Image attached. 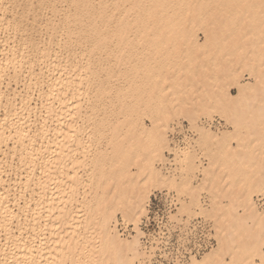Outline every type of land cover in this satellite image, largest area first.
Listing matches in <instances>:
<instances>
[{
  "label": "rangeland",
  "instance_id": "rangeland-1",
  "mask_svg": "<svg viewBox=\"0 0 264 264\" xmlns=\"http://www.w3.org/2000/svg\"><path fill=\"white\" fill-rule=\"evenodd\" d=\"M244 1L248 3L240 9L233 6ZM258 1L152 0L154 15L152 28L148 33L147 29L139 28L145 27V12L132 8L129 0H104V9L111 14V21L107 24L114 25L125 17L131 25L122 32L109 28L102 34L103 43L98 45L95 42L98 35L91 28L94 25L100 27L102 21L100 16H94L88 10L97 5L99 0H91L89 8L78 9L73 0H0V22H4L3 27L0 26V116L5 107L11 108L18 104L21 96L30 95L33 109L27 118L33 123L29 121L30 125L27 127L36 140L39 136L36 124L43 114L45 116L43 108L39 106L46 101L44 98L49 81L56 74L75 75L79 71L82 74L81 86L78 83L80 95L77 97L83 111L82 119L78 120L81 126L78 134L80 144L73 147L74 154L84 158L78 169L82 182L76 195L79 201H92L94 193L100 190L98 184L102 182L100 173L103 170L113 174L118 170L117 163L112 161L114 156L111 136L114 129H117V136L123 147L134 143L127 139L128 132L138 133L152 128V138L156 140L157 127H165L171 122L176 128L170 131L169 137L176 134L182 141L180 145L184 143L185 134L195 136L194 144L189 145L190 155L187 160L182 155L176 157L173 151L164 148L162 151L165 160L155 163L159 169L158 176L168 178L172 183L152 188V192L163 193L166 190L162 189L171 188L179 197L178 200L175 198L177 204L175 203L171 212H176L177 206L181 207V200L186 208L178 213L176 219L168 218L165 225L167 229L163 228L161 237L152 238L151 244L143 235L140 237L146 255L140 257L135 264H190L191 255L199 257L202 253H197L193 244L201 234H196L199 230H205L206 235L213 237L215 243L217 236L212 235L215 230L211 227L212 223L216 224V216L211 212L219 205L215 204L220 201L225 218L236 214L228 197L224 196L228 190V184L225 185L227 178L223 179L217 168L226 159L223 155L226 147L237 143L235 124L221 110L209 108L199 114L196 122L210 114L215 117L211 125L215 132L202 128L195 130V127L191 131L187 117L173 111L178 101L183 100V93L188 91L198 93L216 87L221 91H228L231 96L238 95L236 80L230 79L231 72L227 73L225 65L229 64L231 71L240 66L242 60L235 59V56L244 50H247L248 58L258 61L262 52L258 38H264V7ZM113 2L118 4V8L111 11L108 7ZM140 4L141 7H147L150 2L142 0ZM162 15L171 24H176L167 26L163 33H159L153 24ZM213 21L216 27L210 25ZM239 33L246 35L249 44L234 45L226 49L225 45ZM148 34L152 35V40ZM159 34L162 36H158ZM170 34H174V43L168 39ZM191 35H196L204 48L197 50L189 44L187 38ZM208 35H213V38L206 42ZM12 45L13 49L10 50ZM19 48L23 51L20 52ZM4 59L6 62H3ZM254 67L256 65L241 66V78L238 81H251ZM204 70H207V74L206 82L203 83L200 75ZM96 84L99 85L98 89L95 88ZM69 90L75 92L72 87L68 88L62 97L70 96L72 92ZM167 116L172 117L168 123L165 121ZM177 121H181V127L176 124ZM51 122L54 120L48 117L47 123ZM46 140H51L50 133ZM171 142L172 146L176 144L173 139ZM133 148L138 151L136 147ZM24 160L23 151L17 142L13 144L10 140L7 146H1L0 177L11 196H28L30 187H33L34 175L31 176L28 187L22 185L20 180L31 166V163L24 164ZM124 169L130 178L139 179L136 166L131 164L130 158L124 161ZM236 175L241 179L246 177V167L237 169ZM18 200L17 207L21 205L22 199ZM77 203L78 201L74 204ZM16 205L14 208H17ZM235 209L240 211L239 207ZM21 216L22 214L20 218ZM116 220L122 237L135 233L133 224L130 221L124 223L120 213H117ZM139 225L145 232L141 222ZM12 226L16 233V226ZM25 226L26 232L32 233L30 222H26ZM44 234L46 231H42L37 237H44ZM4 235L5 230L0 227V239L3 242ZM3 248L8 250L13 246L8 242ZM1 253L0 251L2 258ZM222 257L226 264H240L231 257L230 252ZM12 263L16 264L14 260Z\"/></svg>",
  "mask_w": 264,
  "mask_h": 264
},
{
  "label": "bare ground",
  "instance_id": "bare-ground-1",
  "mask_svg": "<svg viewBox=\"0 0 264 264\" xmlns=\"http://www.w3.org/2000/svg\"><path fill=\"white\" fill-rule=\"evenodd\" d=\"M73 1L76 9L78 7L89 8L91 5V0ZM129 1L132 8L146 13L145 27L139 26V28L147 29L149 33V29L152 28V15H154L152 14V0H148L150 5L147 7H141L142 0ZM259 1L264 7V0ZM247 3L248 1H244L233 4V6L240 9ZM103 5L104 0H99L97 5L91 6L88 10L94 16H100L102 21L100 27L94 25L91 28L94 34L98 35L95 40L98 45L103 43V35L109 28L122 32L131 25L125 17L115 22L114 25L107 24L111 21V14L106 13ZM117 5L113 2L108 8L113 11L118 8ZM174 24L176 23L171 24L168 18L162 15L154 20L153 25L157 32L163 33L167 26H174ZM3 25L4 22H0V26L3 27ZM210 25L216 27L215 21ZM245 36L243 33L237 34L225 45L226 49L234 45H248ZM148 37L152 40L151 34H148ZM212 38L213 35L206 36V42ZM168 39L173 42L174 34H170ZM187 42L197 50L204 48L196 35L187 38ZM258 44L262 49L258 61L248 58L247 50H244L235 56V59L243 61H241L242 65L240 64L232 71L229 64L225 65L227 73L231 72L230 79L236 80L238 85L236 97L231 96L232 94L228 91L211 87L198 93L195 91L183 93V100H179L174 107L175 114H183L187 117L188 128L191 131L195 127V130L202 128L215 132L211 127L215 117L210 114L196 122L199 114L209 108L221 110L236 126L237 143L226 147L223 153L226 159L217 166L222 178H227L225 185L228 184V190L224 196L228 197L230 206L236 214L225 218L220 201L215 204L219 205L211 212L216 216V224L212 223L211 227L215 230V233L212 231L214 233L212 235L218 238L214 236L216 237L215 243L200 253L199 257L191 255L190 264H226L222 257L226 252H230L231 257L240 264H264V206L258 202L260 196L264 194L263 37L258 38ZM12 49L13 45L10 50ZM3 62H6L5 59ZM250 65H256L252 68V80L245 83L238 81L241 78V66ZM206 74L207 70H204L200 75L203 83L206 82ZM82 78L79 71L75 75L56 74L49 81L45 92L46 98H44L46 101L39 106L43 108L45 116L43 114L36 124L39 131L36 140L30 135L29 127H27L30 122L33 123L27 118L33 109L30 105V95L21 96L18 104L11 108L5 107L0 116V148L7 146L10 140L13 144L17 142L25 157L24 164L31 163L20 179L22 185L28 187L31 176H35L33 187H30V194L21 197L11 196L0 177V227L5 230L4 240L6 241L3 242V239H0V251L2 252L0 264H13L12 260L16 264H135L140 257L146 255L145 247L142 248L143 244L140 240L144 233L139 224L146 215V206L153 193L152 188H160L172 183L168 178L158 176L159 169L155 163L165 160L166 157L162 151L164 148L173 151L176 157L182 155L183 159L187 160L190 155L188 148L189 145L192 146L193 141L195 142V136L185 134L183 145L172 146L169 133L176 127L171 122L165 127H157L158 138L156 140L152 138V128L138 131V133L128 132L127 139L134 143L123 147L117 136L118 131L114 129L111 136L114 156L112 161L117 163L118 170L115 174L103 170L100 173L102 182L98 184L100 190L94 193L92 201H79L76 195L82 182L78 169L82 166L84 158L77 157L73 147L75 144H80L78 134L81 126L78 120L82 119L83 111L80 99L77 97L80 95ZM71 87L75 92L69 90L72 92L71 95L62 97ZM95 88L98 89L99 85L96 84ZM48 117L54 120L51 122L54 123L53 126L47 123ZM171 118L167 116L165 121L168 123ZM176 124L182 125L181 121H177ZM49 133L51 140L47 141ZM81 147L85 151L83 144ZM133 147H136L138 151H134ZM129 158L131 164L136 166L139 179L130 178L127 170L124 169V161ZM219 158L222 159L221 156ZM245 167L248 175L242 179L237 177L236 170ZM162 190H166L178 200L177 193L175 191L173 193L171 188ZM19 198L22 201L17 207L16 202ZM77 201L78 203L74 204ZM181 204V207L176 208L177 210L179 208L178 211L170 212V219L172 217L176 219L178 213L186 208L182 200ZM15 205L17 208H14ZM236 207H239L240 211H237ZM16 210L21 213L19 214ZM117 213L121 214L124 223L127 224L130 221L133 224L134 234L128 233L126 237H122L116 226ZM21 214L22 218H20ZM26 222H30L32 232L30 234L26 232ZM12 224L17 228L16 233L13 232ZM42 231H46L48 235L37 237ZM8 242L13 248L7 250L3 247H6ZM14 249L16 251H12Z\"/></svg>",
  "mask_w": 264,
  "mask_h": 264
},
{
  "label": "built area",
  "instance_id": "built-area-1",
  "mask_svg": "<svg viewBox=\"0 0 264 264\" xmlns=\"http://www.w3.org/2000/svg\"><path fill=\"white\" fill-rule=\"evenodd\" d=\"M171 139H173L174 143H176L175 145H180L182 143L176 134H173ZM258 202L261 206H264V196L260 197ZM175 203L176 201L174 196H171L168 192H157L150 195L146 206V215L141 221V225L145 228V232L142 230L144 233L142 237L146 239L147 242H152V238H155L156 236L161 237L163 235V228H166L165 225L168 221L170 212L175 208ZM197 223L201 224L199 222ZM157 230L159 231L156 233ZM196 234L199 235L194 240L193 244L197 253L203 252L214 243V239L212 237H208L205 230H199Z\"/></svg>",
  "mask_w": 264,
  "mask_h": 264
}]
</instances>
